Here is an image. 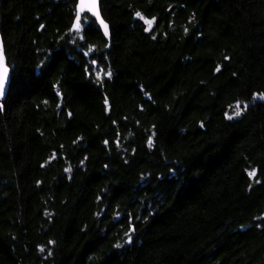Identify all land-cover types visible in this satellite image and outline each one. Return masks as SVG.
I'll return each mask as SVG.
<instances>
[{"label": "trees", "instance_id": "1", "mask_svg": "<svg viewBox=\"0 0 264 264\" xmlns=\"http://www.w3.org/2000/svg\"><path fill=\"white\" fill-rule=\"evenodd\" d=\"M76 6L0 0V264H264V0Z\"/></svg>", "mask_w": 264, "mask_h": 264}, {"label": "water", "instance_id": "2", "mask_svg": "<svg viewBox=\"0 0 264 264\" xmlns=\"http://www.w3.org/2000/svg\"><path fill=\"white\" fill-rule=\"evenodd\" d=\"M90 7H91V5L88 3V0H85V3L83 5L80 4V0H77L76 17H77V13L79 12V14H80V26H81V22L83 20V17L86 14H89L97 22V24L101 28L105 38L109 41V46H110L111 29H110V25L105 21V19L102 16V13H101V0H97V4L95 6V9L98 10V12H99V17H97L94 14V12L88 10ZM81 8H83L82 11L80 10ZM76 17H75V20H74V23H73V27H72L73 31H77L78 30L77 28L74 27V25L77 23ZM101 20H103V22L108 25L107 34H105L104 26L100 22ZM0 46H2V48H3L4 61H5V65L8 68V77H7V80L5 82V92H4L3 96H0V108H2V104L6 100L7 93H8L9 87H10V83H11V72H10V68L8 66V63H7L5 46H4V42H3L2 38H1V36H0ZM120 217L121 216H118V218H120Z\"/></svg>", "mask_w": 264, "mask_h": 264}, {"label": "snow or ice", "instance_id": "3", "mask_svg": "<svg viewBox=\"0 0 264 264\" xmlns=\"http://www.w3.org/2000/svg\"><path fill=\"white\" fill-rule=\"evenodd\" d=\"M85 3V0H80V4L83 5ZM88 3L91 5V7L88 9L89 11H92L94 12V14L99 17V12L98 10L95 9V6L97 4V0H88ZM81 11L83 10V8L80 9ZM137 16H141L140 13H137ZM143 18V17H141ZM76 20H77V23L74 25L75 28L79 29L80 28V14L79 12L77 13V17H76ZM101 24H103L104 26V29H105V34H107V30H108V25L105 24L103 22V20L100 21ZM146 23L149 25V28L151 27V24H152V21L151 20H148L146 21ZM220 69L217 68V71H219ZM108 75L110 76L111 73H108ZM7 77H8V68L7 66L5 65V61H4V55H3V48L2 46H0V96H3L4 95V92H5V82L7 80ZM264 98V97H262ZM237 109L240 108V105L237 104L236 105ZM246 107V106H245ZM236 115H240V111H237L235 113ZM149 146L152 145V141L149 140ZM250 176H255L256 173L255 171H252L249 173Z\"/></svg>", "mask_w": 264, "mask_h": 264}]
</instances>
